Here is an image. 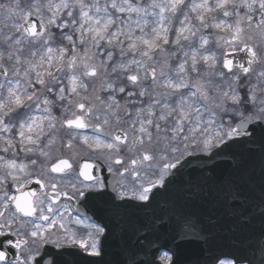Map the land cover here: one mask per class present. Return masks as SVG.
I'll list each match as a JSON object with an SVG mask.
<instances>
[{"label":"snow or ice","instance_id":"1","mask_svg":"<svg viewBox=\"0 0 264 264\" xmlns=\"http://www.w3.org/2000/svg\"><path fill=\"white\" fill-rule=\"evenodd\" d=\"M257 145L264 0H0V237L15 250L0 264H110L113 243L120 264H190L189 245L195 264H264V234L217 254L198 216L152 212L178 179L190 198ZM81 148L106 164L111 193L93 164L70 162ZM91 198L95 220L77 207ZM141 217L127 238L119 224Z\"/></svg>","mask_w":264,"mask_h":264},{"label":"water","instance_id":"2","mask_svg":"<svg viewBox=\"0 0 264 264\" xmlns=\"http://www.w3.org/2000/svg\"><path fill=\"white\" fill-rule=\"evenodd\" d=\"M245 55V53H238L236 58L244 57ZM249 127H251V124ZM190 159H193V157ZM237 159L241 163L236 168H233L231 162L218 161L215 170L217 179L211 182V184L208 181H202L201 191L199 190V192L190 198H188L190 189L182 180L178 179L173 185L172 190L164 198L168 203H161L155 206L152 210L153 214L155 216L168 215L173 210L190 212L200 219H204L203 223L207 230L215 233L214 230L219 229V225H216L214 222L219 221V204L222 201H219L218 197L206 198L205 193L208 187H211L212 191H218L219 185H222L219 181L223 178L230 177L232 183L230 188H228L225 203L227 211V246L214 247L211 245V247L214 253L217 254L221 252H245L249 245L254 244L264 234V214H262V209H264V151H261L258 145L253 146L251 150H243L242 155H239ZM231 190L236 194L237 200L235 199V202L230 201V198H232L230 194ZM89 202L93 203V206L89 209L84 204L83 209L95 220L98 211L102 209L103 205L95 198L86 201V203ZM89 206L91 205L89 204ZM214 206L216 207L215 209ZM221 210L223 211L224 207ZM230 211L237 212L238 217L229 215ZM100 214H103L102 211H100ZM141 220L145 223L150 222L148 217L133 218L128 223L119 224V228L127 233V238H130L132 236L133 225L140 223ZM232 227L238 229L239 234H237L236 239L235 234L232 235L230 232ZM160 231L163 232V229ZM233 237L237 240V244ZM124 242L122 239L120 244L122 245ZM210 243H214L213 238L210 239ZM236 246L238 250H235ZM78 259L71 255H65L63 257L66 264H76ZM106 259L110 264H120L123 258L119 255V246L116 243H113L110 247L109 255ZM90 260L94 259L85 257V260L79 261V264H87V261Z\"/></svg>","mask_w":264,"mask_h":264},{"label":"flooded vegetation","instance_id":"3","mask_svg":"<svg viewBox=\"0 0 264 264\" xmlns=\"http://www.w3.org/2000/svg\"><path fill=\"white\" fill-rule=\"evenodd\" d=\"M86 134H91V129H85L83 130ZM79 151V155L78 156H74L72 158V160H70V162H72L74 164V167L78 168L79 166H82L83 164H85L86 162H93L95 163L94 167H96L97 169H99L100 171H103L105 177L107 179H110L107 183L104 179V177L101 176L102 179H104L105 181V189L104 191L107 189V187L109 188H113V185H114V182H115V178L113 177L112 174H110L108 171H107V166L106 164L102 161V160H99V159H96L94 154H91L89 152H87L86 150L84 149H78ZM60 154L59 153H54L53 154V158L52 160L49 162V163H57L58 160H57V157L59 156ZM65 157H67L68 155H70L69 153H65L64 154ZM100 176V175H99ZM27 189H30V191H36L38 192L40 189H39V185H36V184H31L28 186ZM14 191V190H13ZM222 193V194H221ZM219 194H220V198L222 199V202H224L223 199H226L225 198V191L222 192V190L219 191ZM223 196V198H222ZM78 206V205H77ZM220 209H221V205H220ZM221 240L222 241H225L226 239V236H220ZM220 240V239H219ZM0 242H3V246H9L7 244V242L5 241V239L3 237H0ZM46 247V246H45ZM47 247H50L51 249H54L56 251H59V250H62V249H56L54 246H51V245H48ZM191 249H194L195 245H190L189 246ZM8 259L9 260H13L11 259V257L8 255ZM200 259V253L196 254L195 252H191L190 253V258H189V262L190 264H193L195 263L197 260Z\"/></svg>","mask_w":264,"mask_h":264}]
</instances>
